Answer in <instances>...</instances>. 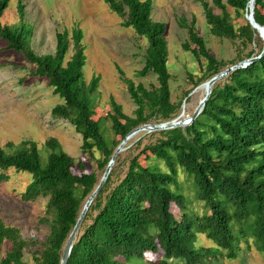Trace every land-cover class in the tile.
Returning a JSON list of instances; mask_svg holds the SVG:
<instances>
[{"label": "trees", "instance_id": "obj_1", "mask_svg": "<svg viewBox=\"0 0 264 264\" xmlns=\"http://www.w3.org/2000/svg\"><path fill=\"white\" fill-rule=\"evenodd\" d=\"M196 1L209 35L237 40L241 48L256 38L258 50L245 55L260 54L263 40L243 16L249 12L250 0ZM103 2L120 17L121 26L145 39L142 66L135 75L152 74L156 79L155 86H145L116 69L134 105L131 114L109 97L105 114L93 118L91 96L97 91L99 76L83 79L85 47L79 26L56 30L53 51L37 54L30 46L32 27L24 21L20 0L16 23H0L5 48L19 53L30 65L20 82L26 75L45 80L60 100L50 108V115L72 126L80 135V152L94 163V169L83 171L84 165L76 163L53 136L40 146L32 139L0 145V170L29 175L20 199L45 200L42 220L48 232L41 248L32 251L34 264H60L64 242L81 207L122 138L139 125L179 115L193 88L235 61L213 56L194 18L180 15L177 25L186 32L180 47L197 63L199 74L186 72L191 87L178 101L171 100L165 25L151 18V0ZM7 3L0 0V16ZM252 18L264 24V0H254ZM139 136L123 157L124 151L117 154L83 215L65 264H218L221 259L237 258L240 243L246 250L251 245L264 258V52L215 81L188 125ZM75 166L82 171L72 172ZM4 177L0 172V180ZM179 177L189 183V195L184 194ZM198 235L211 244H200ZM28 244L17 226L0 217V264H28L23 259ZM146 253L156 258L146 259Z\"/></svg>", "mask_w": 264, "mask_h": 264}, {"label": "rangeland", "instance_id": "obj_2", "mask_svg": "<svg viewBox=\"0 0 264 264\" xmlns=\"http://www.w3.org/2000/svg\"><path fill=\"white\" fill-rule=\"evenodd\" d=\"M23 4L24 21L32 27L30 46L37 54L51 53L54 49L56 30L79 26L82 30L85 61L82 66V76L88 81L92 74L99 76L97 91L91 96L94 102L93 118L103 116L108 110V99L112 97L121 105L125 114H131L134 105L130 100L124 84L120 81L117 68L124 77L134 83L142 82L145 86H155L156 79L152 74L144 77L135 75L142 66L145 39L137 36L130 27L121 26V19L109 10L103 0H20ZM210 0H207L209 2ZM17 0H8L6 8L0 16L1 24H14L18 20L16 11ZM232 16V8L227 6ZM247 14V13H246ZM182 15L189 20H195L197 32L203 36L206 47L216 58L234 59L236 64L246 60V52H256L258 41L254 40L246 48H241L237 40L213 37L208 34L201 6L196 0H151L150 16L153 20L165 25V40L167 43V68L170 73V99L178 101L182 92L191 87L187 82L186 72L198 75L197 63L191 55L183 51L181 42L186 39V32L177 25V18ZM244 16V15H243ZM256 36L259 32L255 31ZM263 40V39H262ZM5 42L0 40V145L6 141L14 143L22 139H32L38 146L44 139L53 136L62 149L84 165L83 171L94 169V163L88 154L79 150L80 135L64 119L52 117L50 108L60 102L57 95L51 93L44 79L22 76L30 68L29 63L17 52L6 49ZM71 50L68 51V55ZM237 56L240 58L235 59ZM230 65H225V67ZM194 75V77L196 76ZM204 83V82H203ZM202 83V84H203ZM199 85L197 91L188 94L186 103L180 106L181 112L175 120H181L192 112L200 99ZM139 131L126 140L121 151L126 150L140 134ZM120 151V152H121ZM96 155V152H93ZM126 154L124 151L122 156ZM42 162L44 157L41 156ZM123 166L118 168L121 176ZM72 172L82 171L79 167ZM5 177L0 180V217L7 223L17 226L22 238L30 244L23 250V259L28 264L32 262V251L41 248L48 232L47 223L42 220L45 200L36 198L34 201H22L20 192L28 182L29 175L25 172H14L13 169L0 170ZM97 174H100L95 170ZM179 185L184 194L189 195V183L179 177ZM171 211L176 213V207L171 205ZM199 243L211 244V241L198 235ZM241 251L237 258L221 259L218 264H264L262 254L251 245L246 250L240 243ZM146 259L154 260L156 254L146 253Z\"/></svg>", "mask_w": 264, "mask_h": 264}, {"label": "water", "instance_id": "obj_3", "mask_svg": "<svg viewBox=\"0 0 264 264\" xmlns=\"http://www.w3.org/2000/svg\"><path fill=\"white\" fill-rule=\"evenodd\" d=\"M244 18L247 20V22L250 24V26L256 31L259 32V36H261V38L263 39V46L262 49L260 51V54L255 56V57H251V58H247L244 61H240L236 64H232L230 66H227L226 68L220 70L219 72H217L216 74H214L213 76H211L210 78H208L207 80L204 81V83L206 84V91L204 96L199 99L197 101L196 106L193 108L191 114L186 115L185 117H183L181 120L178 121H174V119L176 117H178V115L174 118H172L171 120L165 121V122H160V123H147V124H142L139 125L133 129H131L123 138L122 140L118 143V145L115 147V149L113 150V152L111 153L110 159L108 160V162L105 165V168L98 180V183L96 184L95 188L91 191V193L88 195V197L86 198V200L84 201L81 210L77 216V219L73 225V227L71 228L65 242L63 245V249L61 252V256H60V264H65L74 236L77 232V229L79 227V224L81 223V220L83 218V215L89 205V203L91 202L92 198L95 196V194L97 193V191L100 189L102 183L104 182L106 175L108 174L111 165L113 164L117 154L119 153L120 150L123 149L126 140L129 139V137H131L133 134L139 132V131H147V132H151L154 130H165V129H169V128H174V127H178V126H186L188 125L191 120L199 113V111L201 110V108L203 107L204 102L206 101L209 92H210V88L211 85L223 78L228 72L237 69V68H243L245 67L247 64L253 62L254 60L258 59L260 57L261 54H263L264 52V24L263 25H258L252 18V10L250 9L249 13L246 14V12L244 13ZM201 84V83H200ZM199 84V85H200ZM199 85H197L195 88H193L190 92L192 93Z\"/></svg>", "mask_w": 264, "mask_h": 264}, {"label": "bare ground", "instance_id": "obj_4", "mask_svg": "<svg viewBox=\"0 0 264 264\" xmlns=\"http://www.w3.org/2000/svg\"><path fill=\"white\" fill-rule=\"evenodd\" d=\"M253 2H254V0H250V6H249L248 11H250V9H251V10L253 9ZM247 4H248V2H247ZM248 13H249V12H248ZM248 13H247V14H248ZM205 91H206V84L203 83L202 86H201V89H200V99L204 96ZM174 121H178V120H174ZM120 151H121V150H120ZM120 151H119V152H120ZM111 166H112V165H111Z\"/></svg>", "mask_w": 264, "mask_h": 264}]
</instances>
